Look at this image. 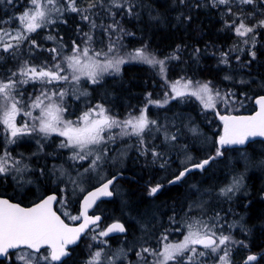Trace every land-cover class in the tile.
Masks as SVG:
<instances>
[{"label": "snow or ice", "instance_id": "snow-or-ice-1", "mask_svg": "<svg viewBox=\"0 0 264 264\" xmlns=\"http://www.w3.org/2000/svg\"><path fill=\"white\" fill-rule=\"evenodd\" d=\"M8 5H14L15 0H4ZM27 7L14 17L18 27L10 31L0 27V61L13 60L17 62L14 70H9L0 78V134L4 135L5 150L0 154V176L12 178L18 184L31 183L26 173L33 171L23 162V158L13 157L8 151L7 145L17 144L24 137L38 136V142L47 140L49 137L58 136L62 140L59 143L61 149H70L69 159L74 164H79L83 172L77 169L76 178L68 177V182L74 187L80 186L81 177L84 174L96 172L108 162L110 149L108 145L113 143L117 136L136 137L138 150L142 155L149 153L153 157V163L162 160L164 153L158 150L156 144L150 142L156 138L155 134L163 135V143L174 147L178 140V131L171 132L166 126H161L158 121L150 120L147 115L148 105L164 107L170 100L194 98L199 102L204 111L214 112L224 126L223 135L217 141L219 147L216 156H221L222 148L226 146L244 145L249 138L264 137V96L255 98L259 111L252 116H236L221 114L218 104L225 106L242 104L233 91H224L215 88L211 81L198 82L181 77L174 82H168L166 76V61L179 60L177 53L165 59H158L154 53L147 50V47L135 50L128 55V59L145 63L151 67L159 65V71L166 83H169V90L164 93V100H152L149 98L139 115H132L127 119L120 120L112 116L109 111L100 103L89 106L79 115L76 120L68 118V106L65 98L69 92L77 98L88 96L87 85L99 84L105 75H112L120 72V66L126 63V59L120 55L122 45L121 34L127 33L118 15H136L137 0H86L87 7L80 8L78 0H26ZM175 3L184 7L211 6L221 10L224 14L233 16L232 20H225V28L234 31L237 37L242 38L244 44L251 40V48L248 54L253 60L256 59L255 34L256 28H264V19L258 24L249 25L242 15L248 9L245 6L254 5L256 0H197L189 4V0H175ZM223 6V8H221ZM234 7L238 10L234 11ZM97 9L106 12L112 20L108 24H97L94 17L99 15ZM113 9L117 11H113ZM67 12L76 13L81 20L89 25V31L81 33V40L72 41L70 52L65 51L63 37L52 34L47 35V40L53 41V47L43 49L50 54L42 62L35 63L34 50H41V45L34 38L40 30L47 29L57 23H66L64 14ZM191 15L177 17L178 22H191ZM9 21L0 20V25ZM100 28L108 37L106 48H95L94 32ZM25 42L29 46V58H25L22 47ZM231 51H221L219 63L225 66L231 65ZM240 51H244L240 49ZM200 49L193 53L199 56ZM237 62L239 56L234 57ZM250 63V61H249ZM225 80L231 81L230 74L224 76ZM82 82H86L82 85ZM246 83V81H240ZM32 84L34 91L25 98V91L22 86ZM70 85L71 88L65 87ZM38 86V87H36ZM247 98V97H246ZM35 113V114H34ZM25 117L23 122L18 117ZM113 129H119L114 133ZM193 135L198 134L195 128L189 129ZM192 158L188 157L190 161ZM210 157L199 163L186 164L178 175H175L169 184H176L185 179L194 169L203 171L210 163ZM85 162L87 166L85 167ZM164 164L161 163V167ZM60 172L58 179L62 181L65 172L63 168L53 169V173ZM41 174L44 170L41 169ZM116 177L105 179L99 187L88 192L81 202L80 214L70 216L73 221L81 220L77 227L67 225L53 210L56 203L64 204L65 201L58 198L56 194L41 199L31 208H24L18 204L10 203L7 199H0V264H66L64 257L69 253L68 246L77 244L82 235L92 232V240L107 247V240L111 233H124L125 227L120 223H113L107 228H101L98 223L100 216H90L88 210L96 204L101 197L113 195L110 186ZM242 186L241 179L236 178L232 184L221 188L219 195L231 200L232 196ZM195 187V186H193ZM162 188L161 184L150 187L149 195H156ZM81 191H84L80 187ZM63 191V190H62ZM200 205H189V211ZM187 216V214H186ZM224 218L219 213L211 222L202 217H188L181 223L180 227L168 228L159 237H156L157 244L152 245L147 239L135 252L138 264H208L211 257H215V264H231V247L236 244H243L236 241L231 232H225ZM170 224H177L176 217H170ZM185 229L183 239L179 242L169 240V231H180ZM235 227L234 224L228 228ZM247 247V245H243ZM104 248L94 251L87 264H104ZM120 254L108 259L119 258ZM257 255H248L244 264H257Z\"/></svg>", "mask_w": 264, "mask_h": 264}, {"label": "flooded vegetation", "instance_id": "flooded-vegetation-1", "mask_svg": "<svg viewBox=\"0 0 264 264\" xmlns=\"http://www.w3.org/2000/svg\"><path fill=\"white\" fill-rule=\"evenodd\" d=\"M43 33L48 34L49 32L48 30H44ZM258 82L261 81L258 79ZM262 82L264 83V81ZM22 90L25 91V98L32 94L30 92V87L25 85L22 86ZM259 96H264V90H257L254 92L251 105H246V108H242L231 114H255L259 111V106L254 104V100ZM94 97L95 99L91 102L92 105H72V102H68V112L65 115L72 120H76L87 107L100 103L103 104L112 116L124 120L127 119L126 115H129V117L132 115H139L143 106L112 105V99L109 96L108 101H104L103 98H97L95 95ZM82 106L84 107L82 108ZM25 119L27 118L22 116L18 117V120L21 122ZM118 131L119 130L116 129L113 132L118 133ZM160 136L161 135H159V137ZM189 138L190 137H187L183 141L185 142V147L193 151V143ZM39 140L40 138L38 136L24 137L17 144L7 145V149L11 152L13 157L23 158V162L33 169V171L26 173V177L32 182L21 185L12 178V174H9L3 179V176H0V188L9 189L8 192L1 193L0 197L7 198L23 206H28L40 201L50 194H56L59 199L65 201V204L74 206L73 213L75 216H78L80 214L81 200L85 194L98 187L105 179H111L113 176L120 174L121 176L117 178L110 187L113 195L108 199L98 202L94 210L90 213L91 216L100 215L102 217V222L105 221L103 228L117 222L122 224L126 229L122 234L104 238L108 242L107 247H105L106 258L117 256L118 251H121V248L124 247L126 239L139 235L141 232L140 227L142 226L140 220L145 217V215L152 217L150 220L151 223L149 224V236H153V242L150 240L149 243L152 245L157 244L156 237H159L166 229L170 227H180L181 223L188 217H202L209 221L208 210H205L203 214L201 213L199 215L198 211H189L188 205L197 200L198 190L201 191L202 200L203 198H207L209 179L208 168L211 163L218 159H224L229 153H243L241 156L242 159H247L252 164L249 181H255L256 184L263 182V188L261 189L259 186H256L253 191V189L249 187L248 198L243 197L236 200L235 213L233 215L229 214L222 216L224 221H226L224 230L226 233H233V235L241 238L240 240L244 239L243 241H245V245H247L245 249L244 246L240 248L236 246L238 251L234 257V264H243L246 257L250 254L257 255L258 258L264 256V217L259 221L254 218L250 221L248 219V214L244 213V210H246L245 208L255 201H260L264 204V138L253 139L242 147L224 148L222 150L223 154L218 157L216 156V152L207 156L206 154L208 153L206 150L204 152V158H202L201 155L200 160L191 163H199L212 156H216L203 171H192L181 182L169 184V181L172 180L175 175H178L179 171L183 168L180 167L178 169L175 160H172V157L166 154L168 151L159 143L160 140L159 142L154 141V144L158 146L159 151L164 153V156L162 160L153 163V157L150 153L148 155H142L138 150V141L136 137L120 138L117 136L115 140L116 143H128L126 144L127 146L129 144L131 145V148L128 149L126 153L127 156L114 161L112 156L118 151L117 148L120 145L118 146L116 144L114 150V142L110 143L108 145L110 149L109 159L108 162L103 165V170H105L104 179L99 183H94L92 181L93 173H88L89 175L87 174L83 177L84 182L82 181L85 186V180L87 182L86 191L76 197L70 193L65 194L64 197V194L61 192L63 187L72 190L74 186L65 180H68L69 176L76 174L77 169H79V171L83 170L80 168L79 164H74V162L69 159L71 150L61 149L59 147L62 138L58 136L49 137L47 140L41 142H38ZM217 140L218 139H216L215 142V150H217ZM4 150V135L0 134V154H2ZM194 150L200 152L198 148ZM161 163L164 164L163 167H161ZM86 166L87 162H85V167ZM56 167L63 168L67 174L66 178L63 179V184L55 179L53 169H56ZM41 169L44 170V174H41ZM157 184H161L162 188L156 195L150 196V187H155ZM59 205L61 204L56 203V210L68 223L74 224L79 221L70 222L65 217L66 215L58 209ZM173 216L176 217L177 224H170V217ZM215 216L216 215H214V217ZM230 220H232V222L228 224ZM232 224H234L235 227L228 228V225ZM184 231L185 229L183 227H181L180 231H169V240L172 242H179L183 239ZM89 233L90 232H88V234ZM242 245H244V242ZM139 247L137 250H139ZM244 251L248 254L239 261L240 253ZM72 253L73 251H71L69 257H71ZM130 254L131 252L128 253L127 251L123 253V255H120L119 258L111 261L108 260L110 264H127ZM64 261L66 262V260ZM66 264L68 263L66 262ZM257 264H264V259H258Z\"/></svg>", "mask_w": 264, "mask_h": 264}, {"label": "trees", "instance_id": "trees-1", "mask_svg": "<svg viewBox=\"0 0 264 264\" xmlns=\"http://www.w3.org/2000/svg\"><path fill=\"white\" fill-rule=\"evenodd\" d=\"M196 2L197 0H189V4H194ZM78 6L80 8L87 7L86 0H78ZM25 7H27L26 0H15L14 5H8L4 0H0V20L9 21L7 24L0 25V27H5L8 30L16 27L17 23L14 17L22 12ZM221 8H223V6H221ZM245 8L248 10L242 15L246 18V22L249 25L258 24L259 20L264 19V0H256L254 5L245 6ZM233 10L237 11L238 9L234 7ZM97 11L99 15L94 17V19H98L100 18L99 16L103 15V11L99 9H97ZM135 11L136 15L131 17L126 13L122 14L121 18L116 17L125 31L131 33V35L121 34L120 43L122 45L127 44L128 48L147 47L149 52L154 53L162 59L171 56L173 53H177L179 46L178 55L180 59H169L166 61L168 78H170L171 81H176L184 77L198 82L211 81L213 86L227 91L243 90L247 87L250 88L251 83L248 85L246 84L247 86L239 85L238 79L241 77L243 81L248 82L250 74H248V68L244 65H247L249 61V66L252 65L255 69L254 78H258L261 82L264 81V28L257 27L256 29L255 41L256 39L261 41L260 47L255 46V48L252 49L256 52V59L253 60L248 54V49L251 48V44L249 48H238L237 36L234 34V31L225 28V20L230 21L234 19V17L224 14L221 10L212 8L210 5H202L196 8L180 6L175 3V0H137ZM181 14L191 15V22H178L177 17L181 16ZM64 19H66V23H57L48 29H42L40 31V36L54 33L52 35L58 38L63 37L64 43L70 46L73 40L79 41L78 32L75 34V31H78V29H87L88 24L82 21L79 15L72 12L65 13ZM44 30H48L49 33L44 34ZM34 38L41 45V50H34L35 55L37 53H43V49L48 43L42 37ZM49 45L50 44H48V46ZM197 48L200 49V54L199 56H194L193 53ZM28 49L29 47L26 44L22 47V53L25 58H29ZM240 49L244 51H240ZM229 50H232L231 65L225 66L220 64V52H228ZM48 54L49 53H46L45 57H47L46 55ZM235 56L240 57L239 62L236 61L234 58ZM45 57L43 56V58H41L39 56L38 62H42ZM241 65L244 67H241ZM16 66L17 64L12 63L11 60L0 61V78ZM226 74H230L233 79L231 81L225 80L224 76ZM160 82V79L149 67L129 65L123 68L122 74L118 78H114L112 83L110 79L105 82L104 85H99L97 90L98 93L101 90L100 93L104 101H108V98L111 97L112 105H124L125 103L138 105L142 96L144 102L147 103L149 94L152 96L154 92L162 90L163 87L160 86ZM101 86L103 89L100 88ZM175 101H177V99ZM191 112L198 117L195 108L191 109ZM219 160L220 159L217 161ZM217 161L211 163L210 166ZM209 182L210 185L211 177ZM262 184L263 182L256 184L255 181H249V187H251L253 191L256 186L262 189ZM8 191V188H0V194ZM235 204L236 201L223 198L218 202L217 206L210 204V209H208L213 218L214 215H216L215 213L219 211L221 215L224 216L229 214L233 215L235 213ZM224 207L229 208L223 209ZM245 209L244 213L248 214V219L250 221L253 218L259 221L264 217V204L260 201L251 203ZM148 216L145 215V217L140 220L144 229L147 227L149 228V224L151 223L150 220L152 217ZM104 224L105 221L101 223V226H104ZM86 236L81 240L80 244L72 250L73 253L71 257L66 259L68 264H82L85 260L90 258L91 251L89 253L84 249ZM243 255L244 254L241 252L239 261L242 260ZM5 264H8V262L6 261Z\"/></svg>", "mask_w": 264, "mask_h": 264}, {"label": "rangeland", "instance_id": "rangeland-1", "mask_svg": "<svg viewBox=\"0 0 264 264\" xmlns=\"http://www.w3.org/2000/svg\"><path fill=\"white\" fill-rule=\"evenodd\" d=\"M80 1H84V0H80ZM113 11H117V10L113 9ZM99 17L100 18H98V19L96 18L95 19L96 23L98 25L101 24V23L106 25V24L110 23L111 20H112L111 16H109L106 12H103V15L99 16ZM117 17L121 18L122 15L117 16ZM16 25H17L16 27H13L12 29H9V30L10 31H14L18 27V24H16ZM52 26L53 25H51L49 27H52ZM40 31H39L38 34H33V36L34 37H42V38H44V40L48 44H50L49 46L47 44V46L44 49L53 47L54 45H53L52 41H49V40H47L45 38L47 35L46 36H40V34H41ZM88 31H89V25H88L87 29L84 28L83 32H88ZM77 32H78V35H79L78 38H79V41H80L81 40V33L79 31H75V34H77ZM51 34H54V33H51ZM94 37H95V39H94V45L93 46L95 48H100V47H105L106 48L107 43H108V37L103 33V31L100 28H97L95 30ZM255 37H256V34H255ZM236 38H237V42H238L237 43L238 48L239 47L240 48H244V47L249 48V45L251 44V40H249L248 44H244L242 42V38H240V37H236ZM260 41L261 40H257L256 39L255 46L260 47L259 46L260 45ZM25 44L28 46L27 42H25ZM64 44L66 45V48L64 50L70 52L71 46L66 44V43H64ZM140 48L141 47L128 48L127 44H123L122 48L120 50V55L126 59V63H124V64H122L120 66V72L119 73H113L112 75H105L103 77L102 81L99 84L87 85V91L89 93L88 96H79V98H77V96L73 95L71 93V91H70L69 95L65 98V103L67 104L68 102H72V105H82V104L83 105H92L91 102L95 99L94 95L97 98H103L101 96L102 94L100 93L101 90L98 93V90H97L98 86L101 85V84L104 85L105 82H107L110 79H111V83H112V80L114 78H118L122 74L123 68L125 66H129V65L147 66V67H149L150 69L153 70L155 75L160 79V81H161L160 82V86L163 87V88H162L161 91L154 92L152 94V96H150V98L152 100L163 101L164 98H165L164 97L165 91L169 90V83H166L165 79L162 78V75H161V73L159 71V65H157L156 67H151V66H149V65H147L145 63H141V62L136 61V60L128 59V55L130 53H134L135 50L140 49ZM44 53L46 54L48 52L43 50V53H41L45 57ZM41 54L37 53L35 55V60L33 62L40 63V62H38L39 61V56L41 58H43V56ZM46 56L50 58V54H48ZM156 57L158 59H162L161 57H159L157 55H156ZM11 62L17 64V62H15L13 60H11ZM249 64L250 63H248L247 65H244V66H246L248 68L247 71H248V74H250L248 82L240 83V81H242V79L240 77V79H238V81H239L238 84L239 85H246V84L248 85V84L251 83L250 88L247 87V88H245L243 90L240 89V90L233 91V92L236 93V97L240 101H243V103L242 104L237 103V104L230 105V106H225L223 103H220V104H218V109H219L221 114H225V113L231 114V113H234V112H236V111H238V110H240L242 108H246L247 107L246 105H251L252 104L254 92L257 91V90H260V91L264 90V83L263 82H258V78H254L255 69H254V67H252V65L249 66ZM244 66L241 65V67H244ZM15 68H13L12 70H14ZM167 68L168 67H167V62H166L167 81L168 82H174V81H171L170 78H168V69ZM252 82H253V84H252ZM85 83L86 82H82V85L85 84ZM25 86L30 87V89H31L30 92L33 93L34 86L32 84H28V85H25ZM36 87H38V86H36ZM65 87L71 88L70 85H66ZM93 87H95V88H93ZM214 87L217 88L216 86H214ZM100 88L103 89L102 86ZM219 90H221L222 93L224 91H227V90H224L222 88L219 89ZM156 97L159 98V99H157ZM172 101H174V102H172ZM173 103H175V104H173ZM146 104L147 103L144 102V99H143V96H142L141 101H140V103L138 105H143L142 108H144ZM124 105H130V104L129 103H125ZM83 107L84 106H82V108ZM193 108H195V110L197 111L199 119H198V117L195 114L193 115V112H191V109H193ZM147 115H148V118L150 120L158 121L161 126H166L169 129V131H171V132H177V130H179L178 131V140L176 141L174 147L166 145V144L163 143V135L162 134H155L156 138L153 141L150 142V145H151V144L154 143V141H158L159 142V140H160L159 143H161V145H163L166 148V150L168 151V152H166V154L169 157H172V160H175L178 169L180 167L183 168L186 164H191L192 162H194L196 160H200V156L201 155H202V158H204L205 157L204 156L205 155L204 152L206 150H207V153H208V154H206L207 156H209L210 154L216 152V150H215V142H216V139H218L219 136H220L221 121L215 115L214 112L204 111L202 109L201 105L199 104V102L196 101L194 98H185L183 101H181L180 99H177V101L170 100L169 103L167 105H165L164 107H156L155 105H148V107H147ZM126 117L128 118L129 115H126ZM120 120H123V119H120ZM191 128L197 129L198 130V134L193 135L192 132L189 130ZM115 130L116 129H113V131H115ZM159 135H161V136L159 137ZM187 137H190L189 139L193 143V147H194V148L192 147L193 151H190V150H188L185 147V142L183 140L186 139ZM116 144L118 146L119 145L120 146L117 148L118 151H116L115 154L113 153L114 156H112V157H113L114 161H117V159H120V158L122 159V157L127 156L126 153H127L128 149L131 148L130 144L128 146L126 145L128 143H116V141H114V150L116 148ZM196 148H198L200 150V152H197L196 150H194ZM242 154L243 153H239V154H231V153H229V154L226 155V157L224 159L219 160V161L215 162L214 164H212L211 166H209L210 168H208L209 179H208V188H207V198L206 199L203 198V200H202L201 191L198 190L197 200L192 202L191 204L200 205L202 203L203 207L201 208V207L197 206V207L193 208L191 211H194V212L198 211V213L200 215L201 213L203 214L205 210H208L209 222H211L212 219H213V216H212V214L210 215L209 205L210 204L211 205L214 204V206H217L218 202L221 199L224 198V197L219 195L220 189L232 184L233 180L236 179V178L241 179L242 186L240 187L239 191H237L235 193V195L232 196L231 200L232 201H236V200H238L240 198H243V197L244 198H248V196H249V191H248L249 178H250V175H251V165L252 164L247 159H242V157H241ZM175 155H176V157H175ZM188 157H191L192 159L189 161ZM60 168L61 167H56V169H60ZM103 169L104 168L102 166V170H99V175L96 172H92L93 173L92 174V177H93L92 181L94 183H99V182H101L104 179L105 170H103ZM64 172H65V170H64ZM80 172H83V170H80ZM87 174H84L81 177V181H80V186L79 187H74L72 190H68V189H65V187H63L62 188L63 191L61 190V192L64 194V197H65V194H67V193H70V194H72V195H74L76 197L78 195H81L83 192H85L86 191L87 182L85 180V184H86V186H85L84 183H83L84 182L83 177L85 175H87ZM66 175L67 174L65 172V175L63 176L62 181H63L64 178H66ZM54 176H55V179L58 182H61V180L58 179V177H60V172L57 171L54 174ZM76 176H77V172H76V174L71 175L72 178H76ZM210 177H211V184L209 185ZM3 178L4 177H2V179ZM65 181H68V180H65ZM61 183L63 184V182H61ZM80 187H82L84 189V191H81ZM73 208H74V206H72L70 204H65V203L58 206V209L60 211H62L66 215L65 217L70 222H76V221H73V220L70 219V216H75L74 213H73ZM228 208L229 207H224L223 209H228ZM218 213L221 215L220 211ZM215 214H217V213H215ZM222 216H224V215H221V217ZM193 218H197V217L193 216ZM231 222H232V220H230L228 222V224H230ZM100 227L103 228V226H101V225H100ZM140 230H141V232L139 233L138 236H133V237H129L128 239H126V241L124 242V247L121 248V251L123 253H126L127 251H128V253L131 252V254L129 255V259H128L127 264H138L135 252L138 251L137 250L138 247L141 244L144 243L145 239H147L148 241L153 239V236H151V235L149 236V234H150V226H149V228L147 227L145 229H144L143 226H141ZM92 235H93V233L90 232L86 236V241L84 242V246H85L84 249L87 250V252H89V253L91 251L90 256H89V257H91V255H92V253L94 251H96V250H98L100 248H104V253H103L104 264H110L108 258H106V256H105L106 255L105 246L101 245V244H98L97 242L93 241L92 240ZM232 236H233V238L236 241H242V242H244V245L246 244V242L243 241L244 239L240 240L241 238L233 235V233H232ZM236 246L238 248H240L243 245L242 244H236V245H233L231 247L230 257H229L230 261H231V264H234V261H235L234 257L236 256V253L238 251V249H236ZM244 249H245V246H244ZM121 251H118V254H120ZM242 254H244L243 255V257H244L248 253H246L244 251V252H242ZM215 259H216L215 257H211L208 260L209 264H215ZM88 260H85V262L82 263V264H87Z\"/></svg>", "mask_w": 264, "mask_h": 264}, {"label": "water", "instance_id": "water-1", "mask_svg": "<svg viewBox=\"0 0 264 264\" xmlns=\"http://www.w3.org/2000/svg\"><path fill=\"white\" fill-rule=\"evenodd\" d=\"M254 104L255 105H257L256 103H255V100H254ZM256 114V113H255ZM255 114H253V115H255ZM224 115H227V114H224ZM231 115H234V114H231ZM236 116H252V115H236ZM223 131H224V126L222 125V132H221V135H223ZM256 138H264V137H254V138H249V140L248 141H246V143L244 144V145H236V146H226V147H224V148H234V147H242V146H245L248 142H250V141H252L253 139H256ZM218 141V140H217ZM219 147V145H218V143H217V148ZM224 148H222L221 149V151L224 149ZM212 157H216V156H212ZM213 160V159H212ZM211 161V160H210ZM207 166V165H206ZM205 166V167H206ZM195 170H199V169H194L193 171H195ZM121 175L119 174V175H117V176H115L116 177V179L117 178H119ZM115 179V180H116ZM100 186V185H99ZM98 186V187H99ZM111 187V186H110ZM97 188V187H96ZM93 190H95V188L94 189H92L91 191H93ZM90 192V191H89ZM50 195H52V194H50ZM86 195V194H85ZM49 196V195H48ZM47 197V196H46ZM45 197V198H46ZM108 198H110V197H101L99 200H97V202H96V204H94L89 210H88V213H89V215H90V213L94 210V208L96 207V205L98 204V202H100L101 200H105V199H108ZM0 199H7V198H3V197H0ZM7 200H9V199H7ZM82 200H83V198H82ZM82 200H81V202H82ZM41 201V200H40ZM40 201H38V202H36V203H39ZM9 202L10 203H13V204H18V203H15V202H12V201H10L9 200ZM36 203H34V204H32V205H30V206H22V205H20V204H18L19 206H21V207H24V208H31V207H33ZM80 209H81V204H80ZM53 210L57 213V215H59L60 217H61V219L67 224V225H69L70 227H77V226H79V224L82 222L81 220H79V222L78 223H76V224H69V223H67L64 219H63V217L56 211V204H54L53 205ZM79 212H80V210H79ZM91 216V215H90ZM96 216H100V215H96ZM101 217V216H100ZM101 221H102V217H101V220L98 222V223H101ZM117 223V222H116ZM108 227V226H107ZM106 227V228H107ZM118 234H122V233H119V232H116V233H111V234H109V236H115V235H118ZM85 235H82L81 236V238L79 239V241L77 242V244H74V245H69L68 246V249H69V253L71 254V249H73V248H75L79 243H80V241L82 240V238L84 237ZM70 254L67 256V257H69L70 256ZM67 257H64L63 259L65 260ZM243 264H244V262H243Z\"/></svg>", "mask_w": 264, "mask_h": 264}, {"label": "bare ground", "instance_id": "bare-ground-1", "mask_svg": "<svg viewBox=\"0 0 264 264\" xmlns=\"http://www.w3.org/2000/svg\"><path fill=\"white\" fill-rule=\"evenodd\" d=\"M84 104H85V103H84ZM88 104H89V103H88ZM82 105H83V104H82ZM88 175H89V174H88ZM90 177H91V176H90ZM101 223H102V221H101ZM151 239H152V238H151ZM152 240H153V239H152ZM152 240H151V241H152ZM149 241H150V240H149ZM152 242H153V241H152Z\"/></svg>", "mask_w": 264, "mask_h": 264}]
</instances>
